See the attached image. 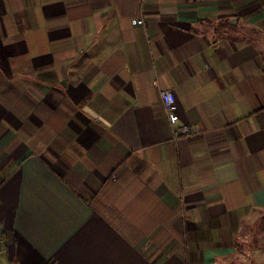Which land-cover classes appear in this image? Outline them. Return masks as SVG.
<instances>
[{"label":"crops","instance_id":"crops-1","mask_svg":"<svg viewBox=\"0 0 264 264\" xmlns=\"http://www.w3.org/2000/svg\"><path fill=\"white\" fill-rule=\"evenodd\" d=\"M161 88L199 132L170 138ZM2 243L0 264H264V0H0Z\"/></svg>","mask_w":264,"mask_h":264},{"label":"built area","instance_id":"built-area-1","mask_svg":"<svg viewBox=\"0 0 264 264\" xmlns=\"http://www.w3.org/2000/svg\"><path fill=\"white\" fill-rule=\"evenodd\" d=\"M132 24H142L140 18L132 19ZM159 101L162 113L165 115L168 123L170 138L176 140L179 137H187L191 134L199 132V127L193 123H183L178 120L174 111V97L172 92L167 88L158 89ZM1 249H5V243L0 245Z\"/></svg>","mask_w":264,"mask_h":264},{"label":"trees","instance_id":"trees-1","mask_svg":"<svg viewBox=\"0 0 264 264\" xmlns=\"http://www.w3.org/2000/svg\"><path fill=\"white\" fill-rule=\"evenodd\" d=\"M46 69H48V66L40 67L38 70L40 71V70H46Z\"/></svg>","mask_w":264,"mask_h":264},{"label":"rangeland","instance_id":"rangeland-1","mask_svg":"<svg viewBox=\"0 0 264 264\" xmlns=\"http://www.w3.org/2000/svg\"><path fill=\"white\" fill-rule=\"evenodd\" d=\"M20 14V13H19ZM252 218H253V214H251ZM263 230V229H262Z\"/></svg>","mask_w":264,"mask_h":264}]
</instances>
